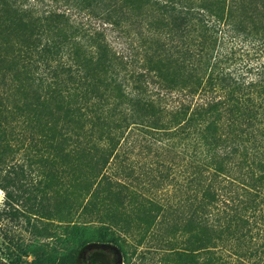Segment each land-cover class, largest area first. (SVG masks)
Instances as JSON below:
<instances>
[{
    "label": "trees",
    "instance_id": "trees-1",
    "mask_svg": "<svg viewBox=\"0 0 264 264\" xmlns=\"http://www.w3.org/2000/svg\"><path fill=\"white\" fill-rule=\"evenodd\" d=\"M55 1L68 6V11L82 12L79 6L91 9L90 0ZM154 1L170 13L172 23L141 28V43L134 54L115 51L104 27L85 30L64 11L51 7L41 11V0H0V22L12 21L13 16L31 20L41 14L53 23L46 24L48 36L40 49H23L12 61L32 74L54 101L67 124L63 139L76 147L74 155L80 158L85 150H93L99 164L103 161L106 166L111 158L122 157L118 150L125 144L140 145L144 153L153 147L159 149L157 154L171 150L186 161L192 199L195 207L205 212L208 223L227 228L242 222H264V61L236 63L228 53L216 49L218 32L222 42H236L242 33H251L242 31L230 16L223 18L187 2ZM111 12L100 10L97 16L112 30L124 32ZM252 35L258 37L256 32ZM259 39L258 46L264 51V35ZM170 47L177 55L171 65L164 63L168 59H158L164 55L158 54L160 50L166 51L164 57L172 58ZM50 53L53 59L47 57ZM93 65L109 82L99 78L89 83L88 71ZM18 110L16 106L15 112L0 111V163L5 165L0 177L5 183L19 173L12 162L14 143L27 140L35 146L45 136L34 132L24 120L15 119ZM148 111L159 113V119L151 121ZM132 127L153 137V142L131 139L127 135ZM17 131L23 132L22 138ZM0 188L8 192L1 181ZM148 200L152 206H163ZM208 242L201 234H194L193 249L182 252L180 264L185 260L199 264L205 251L208 256L203 264H213L216 257ZM100 247L95 242L82 243L73 264H83L84 252ZM101 254L94 252L95 257Z\"/></svg>",
    "mask_w": 264,
    "mask_h": 264
},
{
    "label": "rangeland",
    "instance_id": "rangeland-1",
    "mask_svg": "<svg viewBox=\"0 0 264 264\" xmlns=\"http://www.w3.org/2000/svg\"><path fill=\"white\" fill-rule=\"evenodd\" d=\"M41 1V11L50 7L64 11L85 30L106 28L109 43L123 54L138 51L141 28L145 30L151 23L159 28L172 23L170 13L154 0H90L91 9L79 6L82 12L68 11V6L57 5L55 0ZM173 1L187 2L190 7L223 18L230 16L251 36L242 33L236 42H222L218 32L216 49L228 53L236 63L264 61V51L258 46L264 35V0ZM105 9L119 19L124 32L102 24L97 15ZM13 18L0 22L4 25L0 32L8 27L0 35V111H14L17 106L14 118L24 120L34 132L45 136L35 146L27 140L14 143L17 147L12 162L19 173L7 183L0 177L8 191L0 188V264H73L75 252L84 242L110 247L120 257V264H180L184 260L182 252L193 249L196 233L207 238L209 248H213V264L264 262V222H242L227 228L208 223L207 215L192 199L191 171L173 151L157 154L155 150L159 149L152 146L154 150L144 153L140 145L125 144L116 148L122 157L111 158L106 166L103 161L99 164L93 150H85L80 158L74 155L76 147L63 139L67 124L54 101L32 74L12 61L23 49H40L53 23L41 14L31 20ZM255 32L258 37L252 35ZM170 51L172 58L164 57L166 51L160 50L158 54L164 55L158 59H168L164 63L171 65L177 55L173 52L176 49L170 47ZM52 56L47 54L48 58ZM94 67L88 71L89 83L99 78L109 82ZM146 115L151 121L160 117L156 111ZM134 128L127 135L131 139L153 142V137ZM17 134L22 138L23 132ZM4 167L0 163V171ZM148 198L163 206H152ZM92 199V205L86 206ZM207 252L201 255L199 264H203ZM184 264L191 262L185 260Z\"/></svg>",
    "mask_w": 264,
    "mask_h": 264
},
{
    "label": "flooded vegetation",
    "instance_id": "flooded-vegetation-1",
    "mask_svg": "<svg viewBox=\"0 0 264 264\" xmlns=\"http://www.w3.org/2000/svg\"><path fill=\"white\" fill-rule=\"evenodd\" d=\"M96 251H101L103 254L95 257L94 252ZM92 255H94L93 258ZM88 259L90 261H87ZM82 261H85V264H120V257L107 246L86 250L82 256Z\"/></svg>",
    "mask_w": 264,
    "mask_h": 264
}]
</instances>
